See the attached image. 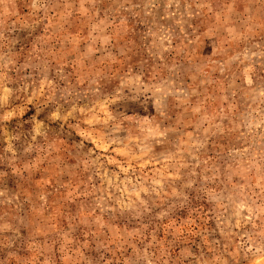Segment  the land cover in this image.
<instances>
[{
    "label": "rangeland",
    "instance_id": "374dc122",
    "mask_svg": "<svg viewBox=\"0 0 264 264\" xmlns=\"http://www.w3.org/2000/svg\"><path fill=\"white\" fill-rule=\"evenodd\" d=\"M0 264H264V0H0Z\"/></svg>",
    "mask_w": 264,
    "mask_h": 264
}]
</instances>
